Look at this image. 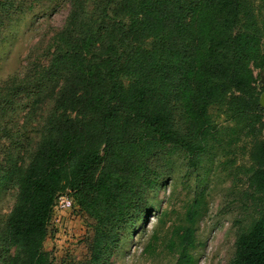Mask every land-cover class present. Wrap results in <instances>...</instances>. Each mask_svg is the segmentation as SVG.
I'll use <instances>...</instances> for the list:
<instances>
[{
    "label": "trees",
    "instance_id": "obj_1",
    "mask_svg": "<svg viewBox=\"0 0 264 264\" xmlns=\"http://www.w3.org/2000/svg\"><path fill=\"white\" fill-rule=\"evenodd\" d=\"M53 1L0 0V45ZM65 1L41 56L0 80V194L16 191L0 264H52L61 195L94 221L83 264H109L179 162L242 183L255 216L229 264H264V0ZM201 197L169 240L176 264H194Z\"/></svg>",
    "mask_w": 264,
    "mask_h": 264
},
{
    "label": "rangeland",
    "instance_id": "obj_2",
    "mask_svg": "<svg viewBox=\"0 0 264 264\" xmlns=\"http://www.w3.org/2000/svg\"><path fill=\"white\" fill-rule=\"evenodd\" d=\"M68 11L67 1L54 0L12 21L0 45V80L22 74L29 61L41 56L50 37L63 26ZM177 166L173 177L149 195L152 213L148 220L130 230L109 264H176V254L168 243L175 238L176 227L184 223L187 204L199 195L202 197L195 224L196 247L191 250L194 264L230 263L237 232L255 216L241 194L242 183L240 186L233 182L228 171L221 168L207 175L195 172L187 178L180 162ZM15 200L14 189L0 194V214L7 215ZM93 225V219L79 211L73 201L69 208H55L44 242L52 264L87 261Z\"/></svg>",
    "mask_w": 264,
    "mask_h": 264
},
{
    "label": "built area",
    "instance_id": "obj_3",
    "mask_svg": "<svg viewBox=\"0 0 264 264\" xmlns=\"http://www.w3.org/2000/svg\"><path fill=\"white\" fill-rule=\"evenodd\" d=\"M72 204V200H70L67 196L61 195L57 198L54 209H66L69 208Z\"/></svg>",
    "mask_w": 264,
    "mask_h": 264
},
{
    "label": "water",
    "instance_id": "obj_4",
    "mask_svg": "<svg viewBox=\"0 0 264 264\" xmlns=\"http://www.w3.org/2000/svg\"><path fill=\"white\" fill-rule=\"evenodd\" d=\"M262 85V84H261ZM260 105L262 107H264V93L262 94L261 98H260Z\"/></svg>",
    "mask_w": 264,
    "mask_h": 264
}]
</instances>
